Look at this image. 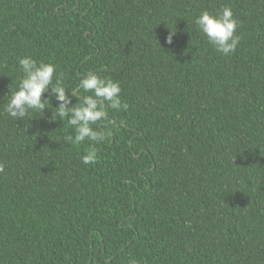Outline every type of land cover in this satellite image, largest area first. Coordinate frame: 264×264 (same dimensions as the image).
Returning a JSON list of instances; mask_svg holds the SVG:
<instances>
[{"label": "trees", "instance_id": "1", "mask_svg": "<svg viewBox=\"0 0 264 264\" xmlns=\"http://www.w3.org/2000/svg\"><path fill=\"white\" fill-rule=\"evenodd\" d=\"M225 7L227 56L195 24ZM22 57L120 83L104 142L3 111ZM0 164V264H264V0H0Z\"/></svg>", "mask_w": 264, "mask_h": 264}, {"label": "clouds", "instance_id": "2", "mask_svg": "<svg viewBox=\"0 0 264 264\" xmlns=\"http://www.w3.org/2000/svg\"><path fill=\"white\" fill-rule=\"evenodd\" d=\"M195 24L207 41L216 51L227 56L235 52L240 37L236 35L239 22L234 18L231 8L225 7L212 14L207 10L202 11L195 19ZM175 31H171L167 37V43H173ZM20 71L23 75L19 78L18 87L10 89L5 97L7 103L3 105V111L14 120L25 119L30 112L45 113L50 110L49 123L63 122L74 129V135H66L68 144H81L86 140L94 143H102L108 135L106 130L94 128L93 125L107 118L106 108L117 111H126L127 103L121 97L122 88L119 82L107 77H102L95 72L83 74L75 90L69 92L62 81V73H57L56 65L52 63L37 62L32 57L19 59ZM91 95L78 97L79 90ZM50 94V98H45ZM74 97L76 102L73 103ZM52 99L57 102L53 107ZM51 101V107L48 102ZM98 159L95 148L87 151L81 157L85 165L94 164ZM4 165L0 164V171ZM105 264H111L105 259ZM129 264H137L135 260H129Z\"/></svg>", "mask_w": 264, "mask_h": 264}]
</instances>
